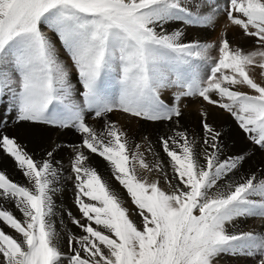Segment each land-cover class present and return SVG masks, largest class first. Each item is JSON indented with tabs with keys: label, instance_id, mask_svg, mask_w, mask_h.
Wrapping results in <instances>:
<instances>
[{
	"label": "snow or ice",
	"instance_id": "snow-or-ice-1",
	"mask_svg": "<svg viewBox=\"0 0 264 264\" xmlns=\"http://www.w3.org/2000/svg\"><path fill=\"white\" fill-rule=\"evenodd\" d=\"M220 11L254 39L253 49L233 46L226 34L218 41L184 42L182 28L167 30L170 24L214 28ZM44 29L75 66L82 104L73 98L56 42ZM256 69L264 77V0H225L222 9L215 0H0V99L8 98L16 124L81 134L69 177L79 218L64 211L82 232L69 230L68 253L61 250L53 220L61 170L52 163L60 145L36 160L0 119V154L26 180L16 182L0 167V264H216L222 255H247L264 264V234L229 230L237 219H264V171L228 180L247 157L221 158L222 133L207 122L206 112L201 110L199 151L186 130L159 137L167 164L147 137L151 164L143 145L133 148L116 122L105 120L98 132L85 118L86 110L96 118L119 111L150 122H178L180 102L199 97L229 112L264 150V81L253 77ZM110 73L118 76L115 98L107 92ZM86 152L107 162L134 211L89 165ZM138 169L157 178H142Z\"/></svg>",
	"mask_w": 264,
	"mask_h": 264
},
{
	"label": "rangeland",
	"instance_id": "rangeland-1",
	"mask_svg": "<svg viewBox=\"0 0 264 264\" xmlns=\"http://www.w3.org/2000/svg\"><path fill=\"white\" fill-rule=\"evenodd\" d=\"M219 14H220V18L217 20L215 27L212 28V31H211L210 35L206 38V40L218 41L222 37V35L226 34L227 39L229 41L231 40L230 43L234 44V42L236 43V41L239 40V41H241L240 44H242L244 47L245 46L248 48H250V47L254 48L255 47V42H254L253 38H249V37L244 36L241 29H239L237 26L231 25L230 22L228 21V19L226 18V15L223 11H220ZM176 25H179V24H176ZM233 29H238L239 37H235L236 40H234L235 38L230 39L231 38L230 37V32H231L230 30H233ZM47 33L50 36H52L53 41L56 40L55 36L52 35V33H50V32H47ZM244 38L247 39V41L243 43L242 41H244ZM56 47L58 48L57 44H56ZM62 51H63V53H60V51L58 50L59 59L62 60L63 64H65V61L67 62L68 67L65 66L66 70L68 69L67 71L69 73V76L71 77V79H73L72 78L73 75L75 74V76L76 75L78 76V73L76 70H74L75 66L72 64V61H71L68 53L64 50H62ZM212 55H215V53ZM256 70L260 71L259 69H256ZM255 73L256 72H254V74ZM254 74L252 73L253 76H254ZM259 75H260V73L258 74V77H261V75L260 76ZM261 79H262L261 81H264V77H261ZM117 80H118V76L116 73H110L108 78H107V81H108L107 92L113 98H115L119 93V86H118ZM261 81H258V82H261ZM76 83H77V87L75 88V90L73 92H74V95L75 94L78 95V96H76V95L75 96L79 98V103L82 104L83 103V96L81 95V93L83 92V86L79 82V80H77ZM236 90L247 91L251 94V90L243 88V87H238ZM171 91L172 90L166 91V93L163 94V98L165 99L166 103L171 102ZM6 98L7 97L2 99V101L0 102V109L2 108L0 110L1 116H2V113L6 110V107L8 104V98L7 99ZM214 98L219 99V97H214ZM192 99H195V100H192ZM182 101L180 102L182 115L179 117L178 122L175 118L172 121L150 122V121H146L143 119L131 117V116L124 114L122 112H119V111H114L112 113H109V114H107V116L102 117V118H96L94 116V114H90L86 110L85 118H86V121L89 124V126L94 128L98 132L103 129V124H104L105 120H111V121L116 122L117 124H120L119 121L120 122L124 121L125 123H128L130 125V128H132L134 126L135 127L134 130H130V131L125 130V131L130 135L132 133L139 134L138 137H140L142 139L147 137L148 140L151 142L152 149L157 154L159 159L163 160L165 162V164H167V160H166L167 157L162 152V149L160 148V145L158 142L159 137L165 136V135H171L172 129H174V128L179 129V130H183L182 128H184V130H186L189 135L192 132V130H191L192 128H195V127L202 128L201 127V120H202L201 110L204 109L203 107H207L209 109V112L212 110H215V112L213 113L214 117H212L211 114L208 115L209 112L207 113V122L209 124H211L212 126H218V127L222 126V128H224V129H227L229 131L231 130L230 132L233 134L232 137L238 138L237 142H238L239 146L241 147V145L243 146V144H244V146L242 147V151L244 153L242 152L241 155H244L247 157L243 162L249 163L248 164L249 165V172L248 173L251 174V173L255 172L257 175H259L262 171H264V150H262L258 146H255L252 144V142L249 140L247 134H245L243 132V130L239 127L238 121H236V119L229 112H227L226 110H223L221 108H218L217 106L209 105L199 97H196V98L195 97H186ZM3 108H4V110H3ZM5 116H4V119H6L9 122H8L7 127L3 130L6 131L10 136H15L22 145L26 146L28 151H31V150L34 151L35 156L37 158H39L40 160L44 157V154L46 153V151H52L54 149V145H60V147L58 149H55V151H54V155L52 157L53 158V165L58 167V168H59V166L64 165L66 168V171H61V179H60L59 183L57 184V187L59 189V191H57V193L58 192L59 193L57 195L56 194L53 195L54 201L56 200L55 205H56V213H57V215L53 217V220L55 222V227H56L57 231L60 233L61 250L65 253H68L67 242H66V236H67L68 231L71 230V232H73L77 236L82 234V232L79 228H77L76 226L71 224L66 212L64 211L65 209L70 210V211H72V213L74 215L77 216V218L79 217L78 216L79 213L77 211V208L73 204L74 187H73V182H72V180L69 179V177L72 175V173H71V160H72V156H73L72 149H73V146L80 144L81 134L76 132L75 129H72V128H56V127L48 126L46 124H35V123H31V122H21L19 124H16V123H14V116H15L14 111L12 112V114L7 113ZM181 120H182V122H181ZM35 126H38V127H36L38 129V136L30 137L27 140H25L26 143H22L21 142V133L24 130L32 129ZM201 135H203V134H201ZM202 140H203V138H201L199 140L198 144L201 145ZM37 141H39V142H37ZM129 141H130V144H132V140L129 139ZM243 141H244V143H243ZM36 148H38V151H36ZM40 154H42V155H40ZM86 155H89L90 158H93L94 155H96V154H88L86 152ZM100 159H102V158H100ZM0 160H1L0 161V167H3L6 170H7L8 166H6L5 164H9L10 166H13V168L15 167L13 164V161L11 159H9L6 155L0 154ZM253 161H254V163H253ZM250 166H251V169H250ZM16 171H17V169H16ZM16 171H14V172H16ZM101 171H100V174L104 177V179L108 180L110 182L111 186L113 185L112 186L113 189L116 190L120 196H122V200H123L125 206L127 208H129L130 211H134L135 206L131 204L130 198L127 196L126 191L123 190L121 186H119L118 182H116L114 180V178L112 179L110 177V168L107 165V162L104 165V167L102 166ZM168 171L170 174L169 176H171V170L169 169ZM7 173H8V171H7ZM145 174L147 175V172L142 173V175H141L142 178H143V176H146ZM16 175H17V178L19 181L24 180L23 179L24 176L22 175V173L19 170H18ZM151 175H152V173H149V175H147V176L153 177V179H154V177H157L156 173H154L153 176H151ZM234 176H235V174H234ZM11 178L14 179V177H11ZM231 178H235V177H233V175H232ZM228 180H229V177H228ZM113 181H115V182H113ZM161 187L167 189V185H164ZM58 197H59V199H58ZM61 199L62 200L65 199V200L62 201ZM67 202H68V204H67ZM57 203H59V204H57ZM10 205L6 204V207L10 208L11 207ZM73 208L76 210H74ZM131 218L138 225L140 224V217L138 215L133 214ZM61 220H63V223H61ZM263 221H264V219H262L260 217L237 219L236 221L233 222L232 225L229 226V230L233 231V232L252 230V231H255L257 233L264 234V222ZM66 223L68 225H66ZM259 223H261V225ZM63 264H66V261H64ZM216 264H256V260L254 257H250L247 255H235V256H233V255H222L216 261Z\"/></svg>",
	"mask_w": 264,
	"mask_h": 264
},
{
	"label": "bare ground",
	"instance_id": "bare-ground-1",
	"mask_svg": "<svg viewBox=\"0 0 264 264\" xmlns=\"http://www.w3.org/2000/svg\"><path fill=\"white\" fill-rule=\"evenodd\" d=\"M215 3H217V4H219V6L221 7V9L223 8V6H224V3H225V0H215ZM226 15V14H225ZM220 18V14L218 13V19ZM227 18V17H226ZM226 20V19H225ZM177 27H180V28H182L183 29V31H184V36H183V41L184 42H189V41H200V42H212V40H206V38L210 35V33H211V31H212V27H198V26H184V25H176V24H170V25H168L167 26V30L168 31H172L173 29H175V28H177ZM47 32H48V30L47 29H45ZM214 31V30H213ZM231 32H230V39H234L235 37H239V34H238V29H233V30H230ZM240 31V30H239ZM237 33V34H236ZM227 36V35H226ZM243 39V38H242ZM234 40H236V38L234 39ZM233 40V41H234ZM231 41V40H230ZM247 41V39H245L244 38V41H242L243 43L244 42H246ZM54 42H56V40L54 41ZM240 42L241 41H239V40H237L236 41V43L234 42V44L233 43H231L233 46H240V47H242L245 51H247V50H251V49H253V47H250V48H248V47H244L242 44H240ZM57 44V46H58V50L60 51V53H63V49L61 48V46L59 45V43L57 42L56 43ZM215 52H212V53H210L211 55L212 54H214ZM65 56V55H64ZM66 57V56H65ZM68 59V58H67ZM60 61L62 62V60L60 59ZM69 62V61H68ZM73 64V63H72ZM71 64V65H72ZM66 67H68V64H67V62L65 61V64H64ZM68 70V69H67ZM74 70H76V68L74 69ZM77 71V70H76ZM254 72H256L255 74H254ZM253 74H254V78L255 79H257V81H261L262 79H261V77H258V74L260 73V71H258V70H255V71H253L252 72ZM260 76V75H259ZM73 79H71V77L69 76V82H70V84H71V86H72V91H74L75 90V88L77 87V83H76V81L77 80H79V76H75V74L73 75V77H72ZM77 92V91H76ZM166 93V92H165ZM78 94V93H77ZM76 95V94H75ZM74 95V92H73V98L76 100V102H78L79 103V98L78 97H76V96H78V95H76L75 96ZM168 98V97H167ZM196 98V97H195ZM7 99V98H6ZM170 99V98H169ZM192 100H195V99H192ZM2 101V99H0V102ZM4 101V100H3ZM183 102V101H182ZM171 103V102H170ZM4 105V104H3ZM2 106V105H1ZM7 106H8V104H7ZM197 108V107H196ZM204 109V112H206V113H208L209 112V109L207 108V107H203ZM217 108V107H216ZM219 108V107H218ZM2 109V108H1ZM0 109V110H1ZM3 110H4V108H3ZM217 111V110H216ZM215 112V110H212V111H210L209 113H208V115H210L211 114V116L212 117H214V113ZM7 113H9V110H8V107H6V110L2 113V116L0 115V119H4V116L7 114ZM197 113V112H196ZM10 114H12V112L10 113ZM6 117V116H5ZM8 119V118H7ZM9 122V121H8ZM181 122H182V120H181ZM119 123L120 124H117L119 127H121L124 131L125 130H127V131H130V130H134L135 129V127L133 126L132 128H130V125L128 124V123H125L124 121H122V122H120L119 121ZM10 127V126H9ZM36 127H38V126H35V127H33L32 129H30V130H24L22 133H21V142L22 143H26L25 142V140H27L28 138H30V137H34V136H38V129L36 128ZM217 131H219V132H221L222 133V135H221V137H220V143H221V145H222V148H223V152H222V157L221 158H226V157H228V156H239V155H241V153L243 152L242 151V147L244 146V144H243V146L241 145V147L239 146V144H238V142H237V139L238 138H233L232 136H233V134L229 131V130H227V129H224V128H222V126L221 127H218V126H213ZM183 130H184V128H182ZM192 130V132L190 133V135H189V137H194L195 139H196V141H197V151H199V146H200V144H198V142H199V140L201 139V138H203V135H201V134H203V129L202 128H197V127H195V128H192L191 129ZM126 132V131H125ZM233 132V131H232ZM234 133V132H233ZM128 134V133H127ZM138 135L139 134H136V133H132L131 135L130 134H128V137H129V139L130 140H132V144H131V146L133 147V148H135V145L136 144H142L143 145V147L141 148V151H144L145 152V158H146V160L151 164V163H153L154 162V157H153V155L152 154H150V153H148L147 151H146V149H147V147H148V145H147V143L145 142V140L144 139H142V138H140V137H138ZM58 140V139H57ZM37 142H39V141H37ZM41 143V142H40ZM243 143H244V141H243ZM72 144V143H71ZM28 145V144H27ZM244 150V149H243ZM36 151H38V148H36ZM154 151V150H153ZM31 154H33L34 155V158L36 159V160H40L39 158H37L36 156H35V152L34 151H29ZM244 153V152H243ZM40 155H42V154H40ZM249 155V154H248ZM41 157V156H40ZM164 157V156H163ZM249 157V156H248ZM167 160V159H166ZM1 161V160H0ZM52 163H53V158H52ZM88 163H89V165L90 166H93V167H95V168H97V170H98V172L100 173V171H101V168H102V166L104 167V165L106 164V162L105 161H103V159H100V157H98V156H96V155H94V157L93 158H90V156H89V161H88ZM253 163H254V161H253ZM14 164V163H13ZM249 163H247V162H243L242 163V166L241 167H239L238 169H237V171H236V173H235V176L233 175V177H235V178H231L232 177V175H230L229 176V180H239V179H241L242 177H245L246 175H248L249 173V165H248ZM6 166H8L7 167V171H8V175L10 176V178L11 177H14V179L13 178H11V179H13L14 181H16V182H19V183H21V184H25L26 183V180H25V178H23L24 180H18V178H17V172H18V170L16 171V169H15V167L13 168V166H10L9 164H5ZM54 166V165H53ZM54 167H56V166H54ZM58 168V167H57ZM59 169L61 170V171H66V168H65V166L64 165H62V166H59ZM250 169H251V166H250ZM12 171V172H11ZM14 171H16V172H14ZM143 170H140V169H138V172L139 173H141V175H142V173H144V171L142 172ZM251 171V170H250ZM102 172V171H101ZM146 173V172H145ZM65 174V173H64ZM16 175V176H15ZM107 175V174H106ZM146 175V174H145ZM147 175H149V173H147ZM146 175V176H147ZM154 175V172L152 173V175L151 176H153ZM157 175V174H156ZM170 175V174H169ZM155 178H157V177H154V179ZM61 179V178H60ZM65 179V178H64ZM113 179V178H112ZM149 179L151 180V179H153V177H149ZM113 182H115V181H113ZM66 183V182H65ZM165 184L163 183V180L161 179V186H164ZM113 186V185H112ZM116 186V185H115ZM118 186V185H117ZM56 187H57V185H56ZM119 187V186H118ZM58 188V187H57ZM72 190V189H71ZM69 191V190H68ZM116 191V190H115ZM73 192V191H72ZM59 193V192H58ZM57 192L56 193H54V194H58ZM62 194V193H61ZM72 196V195H71ZM74 196V195H73ZM122 197V196H121ZM58 199H59V197H58ZM62 200V199H61ZM63 200H65V199H63ZM62 200V201H63ZM125 200V199H124ZM56 201V200H55ZM57 204H59V203H57ZM62 204V203H61ZM60 204V205H61ZM67 204H68V202H67ZM73 204H74V200H73ZM8 205H10V204H8ZM11 207L10 208H13V205H10ZM59 206V205H58ZM62 206V205H61ZM68 208V207H67ZM75 208V207H74ZM73 208V209H74ZM13 210H14V208H13ZM74 210H76V209H74ZM76 213V212H75ZM15 215L18 217V218H21L22 219V217H21V214L19 213V212H15ZM79 216V215H78ZM79 218V217H78ZM264 222V221H263ZM260 225H261V223H259ZM66 225H68L67 223H66ZM258 225V224H257ZM255 226V225H254ZM6 231H7V229H6Z\"/></svg>",
	"mask_w": 264,
	"mask_h": 264
}]
</instances>
